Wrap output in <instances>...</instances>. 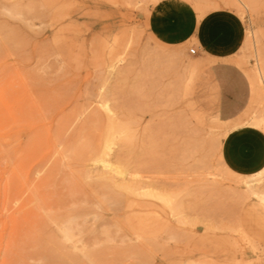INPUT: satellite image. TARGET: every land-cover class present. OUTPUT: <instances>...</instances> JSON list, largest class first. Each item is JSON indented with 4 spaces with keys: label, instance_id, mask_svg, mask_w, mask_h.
I'll return each instance as SVG.
<instances>
[{
    "label": "rangeland",
    "instance_id": "obj_1",
    "mask_svg": "<svg viewBox=\"0 0 264 264\" xmlns=\"http://www.w3.org/2000/svg\"><path fill=\"white\" fill-rule=\"evenodd\" d=\"M157 1L0 0V264H264V0H181L244 24L235 121L189 43L152 35Z\"/></svg>",
    "mask_w": 264,
    "mask_h": 264
},
{
    "label": "crops",
    "instance_id": "obj_2",
    "mask_svg": "<svg viewBox=\"0 0 264 264\" xmlns=\"http://www.w3.org/2000/svg\"><path fill=\"white\" fill-rule=\"evenodd\" d=\"M147 23L152 35L168 45L184 47L194 43L197 46L193 58L207 69L212 84L218 87L221 116L224 120H237L248 99L244 77L228 64L245 38L239 16L221 8L200 16L181 0H158L149 8ZM244 149V161L249 167L257 165L264 157L261 142L257 147ZM231 163L233 167L237 165L232 160Z\"/></svg>",
    "mask_w": 264,
    "mask_h": 264
},
{
    "label": "bare ground",
    "instance_id": "obj_3",
    "mask_svg": "<svg viewBox=\"0 0 264 264\" xmlns=\"http://www.w3.org/2000/svg\"><path fill=\"white\" fill-rule=\"evenodd\" d=\"M119 61H120V60H119ZM82 113H83V112H82ZM64 115H65V114H64ZM66 115H67V114H66ZM71 115H73V114H71ZM106 115H107V114H106ZM106 115H105V116H106ZM59 116H60V115H59ZM89 116H90V114H89ZM57 117H58V116H57ZM62 117H63V116H60L59 118L63 119ZM70 117H71V116H70ZM72 117H75V116H72ZM106 117H107V116H106ZM37 118H38V117H37ZM59 118H58V121H59ZM79 118H80V114H79V117H76V118L74 119V121H77V120L79 121V120H81V119H79ZM83 118H84V117H83ZM86 118H87V116H86ZM88 118H89V117H88ZM90 118L92 119V117H90ZM97 118H98V116L96 117V119H97ZM71 119H72V118H71ZM106 119H107V121L109 122V124H108V123H107V124H108L109 127L112 129V128L114 127V124L116 125L115 119H113L111 116H108ZM92 120H93V119H92ZM97 120H98V119H97ZM56 121H57V120H56ZM88 121H90V119H89ZM76 123H77V122H76ZM81 123H82V122H81ZM83 123H84V122H83ZM59 124H60V123H59ZM72 124H73V120H71V121H70V120H65V121H64V125H65L64 127H68V126H70V125H72ZM117 124H118V123H117ZM118 125H119V124H118ZM54 126H55V125H54ZM54 126H53V128H54ZM76 126H77V124H76ZM85 126H86V125H85ZM85 126H84V127H85ZM93 126H94V125H93ZM59 127H61V126H59ZM70 127H71V126H70ZM87 127H88V126H87ZM116 127H117V125H116ZM53 128L51 129V135H52V130H53ZM55 128H56V127H55ZM55 128H54V130H55ZM68 128H69V127H68ZM75 128H76V127H75ZM80 128H81V127L79 126V130H80ZM85 128H86V127H85ZM69 129H70V128H69ZM81 129H82V128H81ZM86 129H87V128H86ZM86 129H84V130H86ZM90 129H91V128H90ZM70 130H71V129H70ZM59 131H61V130H59V128H58V133H59ZM72 131H73V129H72ZM74 131H75V130H74ZM86 131H87V130H86ZM90 131H91V130H90ZM115 131H116V130H115ZM48 132H49V131H48ZM64 132H67V131L64 130ZM78 132H79V131H78ZM78 132H77V133H78ZM82 132H83V131H82ZM88 132H89V130H88ZM165 132H166V131H165ZM54 133H55V132H54ZM54 133H53V134H54ZM83 133H84L83 135L86 136L85 134H87V133H86L85 131H84ZM105 133H106V132H105ZM107 133H108V132H107ZM60 134H61V133H60ZM78 134H79V133H78ZM80 134H81V133H80ZM108 135H109V133H108ZM54 136H55V135H54ZM58 136H59V135H58ZM63 136H64V135H63ZM63 136H62V137H63ZM84 136H83V138H84ZM28 137H29V136H28ZM31 137H33V139H34V136H31ZM48 137H49V136H48ZM51 137H52V136H51ZM55 137H56V136H55ZM59 137H61V136H59ZM62 137H61V138H62ZM64 137H65V136H64ZM73 137L76 138L77 136H76V137L73 136ZM80 137H81V136H80ZM87 137H88V134H87ZM36 138H37V137H36ZM49 138H50V137H49ZM61 138H60V139H61ZM77 138H78V137H77ZM83 138L81 139V140H82V145H83ZM29 139H30V138H29ZM51 139H52V138H51ZM53 139H54V138H53ZM53 139H52V140H53ZM60 139H58V140H59V141H62V139H64V138H62L61 140H60ZM65 139H67V138H65ZM65 139H64V140H65ZM89 139H90V136H89ZM105 139H106V138H105ZM34 140H35V139H34ZM34 140H33V141H34ZM37 140H38V139H37ZM54 140H56V139H54ZM58 140H57V141H58ZM67 140H68V139H67ZM75 140H77V139H75ZM84 140H85V139H84ZM47 141H49V140H47ZM78 141H79V139H78ZM90 141H91V139H90ZM27 142H28V141H27V139H26V143H27ZM49 142H50V141H49ZM64 142H65V141H64ZM64 142L62 141V143H64ZM79 142H80V141H79ZM79 142H78V144H79V147H80V149H81V148H82V147L80 146V145H81V144H80L81 142H80V143H79ZM84 142H87V140L84 141ZM60 143H61V142H60ZM62 143H61V144H62ZM66 143H67V142H66ZM74 143H75V141H74ZM27 144H28V146H31V144H30V145H29V143H27ZM64 144H65V143H64ZM75 144H77V142H76ZM75 144H74V146H75ZM84 144H85V143H84ZM88 144H90V142H89ZM35 145H36V144H34V146H35ZM55 145H56V143H55ZM59 145H60V144H59ZM65 145H66V144H65ZM67 145L69 146V143H68ZM90 145H93V144L91 143ZM12 146H13V145H12ZM22 146H23V145H22ZM25 146H26V145H24V149H25ZM87 146H88V145H87V143H86L85 147H87ZM94 146H95V145H94ZM94 146H91V148L94 147ZM103 146H105V148H106V145H103ZM10 147H11V146H10ZM36 147H37V146H36ZM60 147H62V146H60ZM63 147H64V146H63ZM63 147H62V148H63ZM77 147H78V145H76V148H77ZM79 147H78V148H79ZM95 147H96V146H95ZM95 147H94V148H95ZM30 148L32 149V147H30ZM30 148H29V149H30ZM33 148H34V147H33ZM62 148H61V149H62ZM67 148H68V147H67ZM69 148H70V147H69ZM89 148H90V147H89ZM89 148H88V149H89ZM91 148H90V149H91ZM101 148H102V147H101ZM58 149H59V148H58ZM90 149H89V150H90ZM95 149H98V146H97V148H95ZM25 150H26V149H25ZM25 150H24L23 153H25ZM32 150H33V149H32ZM66 150H67V149H66ZM74 150H75V148H73V151H74ZM76 150H77V149H76ZM89 150H88V152H89ZM92 150H93V148H92ZM28 151H29V150H28ZM34 151H35V150H34ZM60 151H61V150L59 149V152H60ZM83 151H84V148H83ZM101 151L103 152V150H101ZM20 152H21V151H20ZM55 152H56V151H55ZM57 152H58V151H57ZM62 152H63V151H62ZM62 152H60V153H62ZM79 152H80V151H79ZM88 152H87V153H88ZM106 152H107V151H106ZM65 153H67V152H65ZM84 153H86V152L84 151ZM95 153H96V152H95ZM15 154H16V153H15ZM29 154H30V153H29ZM31 154H32V153H31ZM62 154H63V153H62ZM69 154H70V153H69ZM69 154H68V155H69ZM98 154H99V153H98ZM98 154H97V157H98ZM23 155H24V154H23ZM27 155H28V154H27ZM58 155H59V154H58ZM72 155H73V153H72ZM72 155H71V156H72ZM3 156H4V155H3ZM62 156H64V158H65V155H62ZM62 156H61V157H62ZM89 156H90V155L88 154V157H89ZM93 156L95 157L96 155H93ZM11 157H12V156H11ZM57 157H58V156H57ZM68 157H69V156H68ZM97 157H96V159H97ZM2 158H4V157H1L0 160H1ZM7 158H8V157H7ZM9 158H10V154H9ZM23 158H24V157H23ZM26 158H27V157H26ZM76 158H77V157H76ZM81 158H82V157H81ZM98 158H102V159H103V154H102V157L99 156ZM4 159H5V158H4ZM10 159H11V158H10ZM59 159H60V158H59ZM70 159H71V158H70ZM72 159H73V158H72ZM24 160H25V158H24ZM62 160H63V158H62ZM76 160H77V159H76ZM100 160H101V159H100ZM1 161H3V160H1ZM7 161H8V160H7ZM18 161H19V160H18ZM21 161H22V158H21ZM65 161H66V160H65ZM86 161H87V160H86ZM96 161H97V160H96ZM10 162H11V161H10ZM10 162H9V163H10ZM22 162H23V161H22ZM59 162H61V161H59ZM62 162H63V161H62ZM100 162H101V161H100ZM102 162H104V163H103V169H104V170L101 169V170H103V171H102V172L100 171L101 173L99 174V177H98V178H101V179H103V180H112V173H116L117 171H114V169H112V167H111L112 165H111L110 163H107V162L104 161V160H102ZM66 163H67V161H66ZM79 163H80V162H79ZM82 163H83V162H82ZM7 164H8V163H7ZM60 164H61V163H60ZM68 164H70V163L68 162ZM10 165H11V164H10ZM20 165H21V164H20ZM61 165H62V164H61ZM4 166H5V165H4ZM12 166H14V165L12 164ZM64 166H65V165H64ZM14 168H15V167H14ZM140 168H141V167H140ZM69 169H70V167H69ZM142 169H143V168H142ZM112 170H113V171H112ZM263 171H264V166L262 167V169H260V171L258 172V174L261 173V172H263ZM143 172H145V171H143ZM143 172H142V173H143ZM82 173H84V172H82ZM84 174H85V173H84ZM84 174H83V176H84ZM33 175H34V174H33ZM114 175H115V174H114ZM24 176H25V175H24ZM85 176H86V175H85ZM118 176H119V175H118ZM151 176H152V175H151ZM119 177H120V176H119ZM124 177H125V176H124ZM146 177H147V176H146ZM149 177H150V176H149ZM25 178H26V177H25ZM25 178H24V179H25ZM132 178H134L135 181H137L138 178H140V177H139V175H138V176H137V175H133ZM43 179H44V178H43ZM139 180H140V179H139ZM128 181H129V180H128ZM246 183H247V181H246ZM28 187H30V186H28ZM34 187H35V186H34ZM32 188H33V187H32ZM30 190H31V189H30ZM32 194H33V193H32ZM31 201H33V200H31ZM36 201H38V200H35V202H36ZM25 202H26V201H25ZM30 203H32V202H30ZM34 205H35V204H34ZM22 206H23V205H22ZM22 206H21V207H22ZM30 206H31V205H30ZM30 206H29V207H30ZM37 206H38V205H36V207H37ZM24 207H26V205H25ZM29 207H28V208H29ZM33 207L35 208V206H33ZM30 208H32V206H31ZM30 208H29V209H30ZM24 209H25V208H24ZM36 211H37V209H36ZM45 213H46V212H45ZM53 215H54V214H52V215H48V213H47V214H46V217L48 216L47 218L53 219L54 221H52V222L55 223L56 219H54V218H55L56 216L54 215V216H55V217H54ZM51 216H53L54 218H51ZM66 217H67V219H68V217H70V216H66ZM66 217H65V219H66ZM71 218H72V216H71ZM71 218H69V219H71ZM57 219H58V218H57ZM73 219H74V218H73ZM58 220H59V219H58ZM58 220H57V221H58ZM63 220H64V219H63ZM69 221H70V220H69ZM50 222H51V221H50ZM73 222H74V220H73ZM46 223H47V222H46ZM58 223H60V222H58ZM69 223H70V222H69ZM69 223L66 222V225H68ZM61 224H64V222L62 223V219H61ZM75 224H76V223H75ZM51 225H57V223H56V224H51ZM59 225H60V224H59ZM64 225H65V224H64ZM72 225H74V224H71V223L69 224V226H72Z\"/></svg>",
    "mask_w": 264,
    "mask_h": 264
},
{
    "label": "built area",
    "instance_id": "obj_4",
    "mask_svg": "<svg viewBox=\"0 0 264 264\" xmlns=\"http://www.w3.org/2000/svg\"><path fill=\"white\" fill-rule=\"evenodd\" d=\"M197 50H198L197 46L194 43H192L189 45L187 52L190 56H194L197 54Z\"/></svg>",
    "mask_w": 264,
    "mask_h": 264
}]
</instances>
